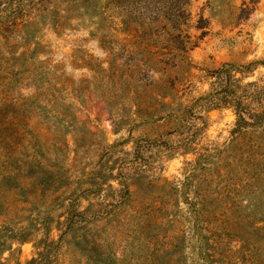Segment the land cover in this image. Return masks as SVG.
I'll list each match as a JSON object with an SVG mask.
<instances>
[{
  "label": "rangeland",
  "instance_id": "1",
  "mask_svg": "<svg viewBox=\"0 0 264 264\" xmlns=\"http://www.w3.org/2000/svg\"><path fill=\"white\" fill-rule=\"evenodd\" d=\"M261 60L264 0H0V264H264V134L176 117Z\"/></svg>",
  "mask_w": 264,
  "mask_h": 264
},
{
  "label": "trees",
  "instance_id": "2",
  "mask_svg": "<svg viewBox=\"0 0 264 264\" xmlns=\"http://www.w3.org/2000/svg\"><path fill=\"white\" fill-rule=\"evenodd\" d=\"M241 12H244V8ZM257 68L263 69L262 75L256 80L247 81ZM205 79L208 89L192 99L190 104L183 108L181 114H176V117L187 122V125H191L190 121L203 120V114L211 110L231 109L235 115L234 134H246L247 132L264 134V60L242 65L225 63L218 69L209 71ZM158 96L172 97L167 92ZM153 115L154 112L147 118ZM141 143V140L133 143L132 151L126 154L129 158L125 157L122 163L123 168H135L142 164L141 150L145 146ZM99 177L105 178L102 175ZM109 177L121 185L122 196L129 193V182L122 169L117 175L110 173ZM28 264L37 263L34 260Z\"/></svg>",
  "mask_w": 264,
  "mask_h": 264
}]
</instances>
